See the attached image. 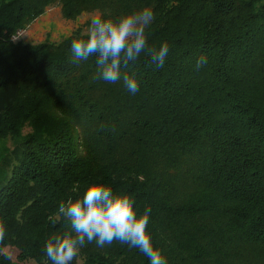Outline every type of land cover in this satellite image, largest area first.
Wrapping results in <instances>:
<instances>
[{"label": "trees", "instance_id": "1", "mask_svg": "<svg viewBox=\"0 0 264 264\" xmlns=\"http://www.w3.org/2000/svg\"><path fill=\"white\" fill-rule=\"evenodd\" d=\"M0 141V264H264V0H0Z\"/></svg>", "mask_w": 264, "mask_h": 264}, {"label": "rangeland", "instance_id": "2", "mask_svg": "<svg viewBox=\"0 0 264 264\" xmlns=\"http://www.w3.org/2000/svg\"><path fill=\"white\" fill-rule=\"evenodd\" d=\"M97 12H85L74 19L66 18L61 10V5L56 3L46 9V11L34 19L31 24L25 29L18 32V37H23L25 40L39 42L46 39L60 41L62 38L70 35L79 26L85 25V22L95 16ZM84 31H88L86 28ZM121 34L127 36L128 30L122 28L119 30ZM6 150V143L0 141V155ZM6 252L13 259L17 258L18 250L15 247H7ZM69 256L65 255L64 259ZM24 264H38L34 260L26 261Z\"/></svg>", "mask_w": 264, "mask_h": 264}, {"label": "built area", "instance_id": "3", "mask_svg": "<svg viewBox=\"0 0 264 264\" xmlns=\"http://www.w3.org/2000/svg\"><path fill=\"white\" fill-rule=\"evenodd\" d=\"M19 34L15 35V38L18 37Z\"/></svg>", "mask_w": 264, "mask_h": 264}]
</instances>
